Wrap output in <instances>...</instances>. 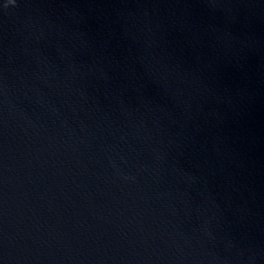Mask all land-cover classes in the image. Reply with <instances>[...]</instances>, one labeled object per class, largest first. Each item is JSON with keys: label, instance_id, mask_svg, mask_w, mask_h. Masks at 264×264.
Wrapping results in <instances>:
<instances>
[{"label": "water", "instance_id": "1", "mask_svg": "<svg viewBox=\"0 0 264 264\" xmlns=\"http://www.w3.org/2000/svg\"><path fill=\"white\" fill-rule=\"evenodd\" d=\"M0 264H264V0H0Z\"/></svg>", "mask_w": 264, "mask_h": 264}]
</instances>
